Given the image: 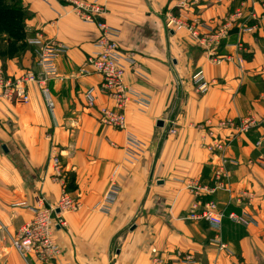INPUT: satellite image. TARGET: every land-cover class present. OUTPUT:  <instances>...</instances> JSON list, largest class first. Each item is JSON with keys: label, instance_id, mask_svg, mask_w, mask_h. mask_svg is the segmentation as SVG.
Returning <instances> with one entry per match:
<instances>
[{"label": "crops", "instance_id": "obj_1", "mask_svg": "<svg viewBox=\"0 0 264 264\" xmlns=\"http://www.w3.org/2000/svg\"><path fill=\"white\" fill-rule=\"evenodd\" d=\"M20 1L31 13L30 38L41 34L61 50L58 76L48 83L52 109L38 85L31 86L29 103L0 104L6 129L0 137L14 138L3 158L0 154V264H33L12 246L33 212L14 206H35L40 197L49 204L59 199L62 187L50 178L48 165L53 149L62 155L64 171L75 176L70 192L81 204L66 214L68 226L55 232L59 263L157 264L156 259L191 258L192 264H264V23L247 19L246 26L238 20L228 38L219 40L214 33L241 0H205L187 10L179 5L188 0H98L106 9L104 21L121 32V50L136 60L125 80L147 100L145 107L129 106L121 130L102 125L84 98L94 89L98 105L108 104L98 93L101 77L81 72L96 51L97 26L59 0ZM254 8L260 15L261 8ZM193 15L205 23L199 33L208 43L168 24L170 16L191 23ZM242 27L255 28L243 32ZM19 71L9 66L10 73ZM199 72L211 84L204 94L192 83ZM251 117L260 122L246 134L233 132L227 141L226 156L233 162L230 192L213 198L229 211L251 215L255 223L244 227L226 220L216 229L204 221H185L194 200L186 182L208 177L218 161L207 149L212 141L207 131L230 137L222 121ZM158 121L164 127H157ZM170 126L177 135L168 133ZM129 135L143 144L135 161L127 155ZM112 181L119 189L117 200L101 213L94 207Z\"/></svg>", "mask_w": 264, "mask_h": 264}, {"label": "built area", "instance_id": "obj_2", "mask_svg": "<svg viewBox=\"0 0 264 264\" xmlns=\"http://www.w3.org/2000/svg\"><path fill=\"white\" fill-rule=\"evenodd\" d=\"M62 3L71 8V10L79 16L84 22L93 23L99 30V36L96 41V51L86 58V62L81 72L83 75H98L101 77V93L107 99V105H98V99L93 91H88L86 101L90 107H99L98 112L101 115L102 124L125 129L127 118L125 112L131 104L147 106V100L134 87L129 85L126 80L127 68L134 67L136 60L131 55L124 53L119 45L120 30L107 25L104 21L105 7L98 0H60ZM205 0H188L180 3V7L187 10L193 5H199ZM252 9L248 10V15L243 8H238L235 13L227 20L221 29L214 33L219 40H226L229 36V28L238 20L244 21L260 20L264 23V0H250ZM261 8V14L257 15L255 6ZM191 23L185 22L182 17L170 16L168 24L175 29L187 28L191 35L199 42L208 43L207 36L201 37L199 31L207 28L205 23L198 15H193ZM255 27H242L243 32L252 31ZM211 31V30H210ZM212 32V31H211ZM210 32V33H211ZM29 43L35 47H39L37 52L38 65L41 70V79L35 73L28 72L18 78L7 76L0 64V100L19 103H29L30 95L28 86L31 83H39L44 85L51 76L56 75V58L60 52V48L52 42H48L41 34H37L29 40ZM208 45V44H207ZM238 62L242 63L241 53L244 51L242 45L237 46ZM220 61H216L219 63ZM41 81V82H40ZM192 83L196 90L201 93H207L211 84L204 78L202 73H196L192 77ZM47 97V103L52 108L53 103L49 99L48 91H44ZM111 103V104H109ZM264 122V115L261 119ZM260 121L254 118L240 119L235 121L227 119L220 123V127L231 129L230 137H223L220 134L209 132V136L213 139L209 145V150L217 158L218 164L214 169V177L210 185H201L197 181L188 182L187 190L195 197L201 198L205 196H215L218 190L225 189L228 185L225 181L229 180L230 174L227 170L228 159L225 157L228 140L236 133H248L254 125ZM171 135H177L175 128L169 129ZM208 144H206L207 146ZM260 145V143H258ZM208 147V146H207ZM127 151L131 158L136 159L142 154L143 147L136 137L129 135L127 137ZM52 166L56 171L53 175L54 180L58 181L61 177L62 166L58 155L52 156ZM119 189L113 182L103 199L96 205L99 211L107 212L110 206L117 199ZM69 192L66 190L64 183L62 184V192L55 204H49L45 198H38L37 204L32 206L26 202L15 205L16 208L31 210L33 217L26 221L19 229L16 237L12 242L13 248L23 257L29 259L33 264H76L72 262L59 263L58 259L61 254L60 247L55 239V232L58 228H66L68 226L66 214L78 210L79 203L75 202ZM187 219L192 222L204 221L220 229L224 220H229L234 224L248 227L255 223V218L246 213H237L229 211L227 205L222 206L217 200H198L190 208ZM159 264H192L191 258L185 260H156Z\"/></svg>", "mask_w": 264, "mask_h": 264}, {"label": "rangeland", "instance_id": "obj_3", "mask_svg": "<svg viewBox=\"0 0 264 264\" xmlns=\"http://www.w3.org/2000/svg\"><path fill=\"white\" fill-rule=\"evenodd\" d=\"M60 1V0H59ZM248 1L249 0H241V2L239 3V6L236 8V10L238 9V8H243L244 9V11L246 12V13H248ZM61 2V1H60ZM62 3V2H61ZM64 4V3H63ZM14 5H18L17 3H15ZM244 23H245V25L247 26V22L246 21H244ZM38 33H35V36L37 35ZM27 35H28V37H27V41H26V43H27V45L28 46H26L24 49H22V50H20V51H18L17 53H15L14 55H12V56H9L8 54H4L5 53V47H6V45L3 43V41H1V39H0V64L2 65V67H3V69H4V72H5V74L7 75V76H10V77H13V78H18V77H20V76H22V75H24V74H26V73H28V72H31V73H35L36 75H37V77H38V80L39 79H41V70H40V67H39V65H38V55H37V52L40 50V48L39 47H35V46H33V45H31L30 43H29V40L30 39H32V38H30L31 36L27 33ZM34 36V37H35ZM33 37V38H34ZM31 49H33V52L31 51ZM9 66L10 67H13L14 66V69H19L20 71H19V73L18 74H14V73H10L9 72ZM58 75H57V72H56V75L55 76H51V77H49V79L45 82V84L44 85H40L39 83H31L29 86H28V93H29V95H30V89H31V86L32 85H38V86H40L41 88H42V94H44V91L45 90H47L48 91V97H49V99H50V89H49V87H48V83H49V81H51V80H53V79H55L56 77H57ZM41 82V81H40ZM90 90H92L93 91V93H94V95L96 96V94H95V91H94V89H89L88 91H90ZM88 91L85 93V95H84V98H85V101H86V95H87V93H88ZM98 93H99V95H101V96H104L105 97V95H103L102 93H101V82H100V85H99V87H98ZM201 94V93H200ZM44 97H45V99L47 100V97L44 95ZM96 98H97V96H96ZM106 98V97H105ZM30 100H31V95H30ZM1 102H3V103H8V104H24V103H19V102H17V101H13V102H7V101H2V100H0V104H2ZM30 102V101H29ZM108 102V101H107ZM27 104V103H26ZM86 104H87V106L89 107V108H92V109H96V111H97V113H98V116H99V122L101 123V121H100V118H101V115H100V113L98 112V108L99 107H90L89 105H88V103H87V101H86ZM106 105V104H105ZM104 105V106H105ZM48 106V105H47ZM49 107V106H48ZM50 108V107H49ZM52 108H53V106H52ZM52 108H50V109H52ZM129 108V107H128ZM126 113H127V110H126V112H125V116H126ZM127 118V117H126ZM240 120V119H239ZM239 120H235V121H239ZM102 124V123H101ZM5 123H2L1 121H0V131H2V130H4L5 132H6V129L4 128L5 126ZM102 125H104V124H102ZM104 126H107V125H104ZM108 127H111V126H108ZM111 128H114V129H119V128H115V127H111ZM170 128H173V127H171L170 126ZM169 128V129H170ZM169 129H168V133L170 134V131H169ZM121 130H125V129H121ZM210 131H214V129L212 128V129H210V130H208L207 131V136L211 139V140H213L210 136H209V132ZM214 133H216L215 131H214ZM13 137H9V136H2V137H0V154L2 155L1 157L3 158V155L5 154V151L3 150V146L5 145V146H7L8 148V150H10L9 148V143H11V144H13ZM213 141H211V143H212ZM258 143H260V142H258ZM258 143H257V145H258ZM209 145H210V143L207 145L208 147H207V149H208V151L211 153V151L209 150ZM142 147H143V144H142ZM226 150H227V148H226ZM143 152V151H142ZM54 154H56V155H58V159L60 160V163H61V166H62V170H61V177L59 178V180L58 181H56V180H54V178H53V175H56V171H55V169L53 168V166H52V163H53V158H52V156L54 155ZM214 153H211V155H213ZM127 155H128V158L130 159V160H133V161H135V160H138L140 157H141V155L142 154H140V156L138 157V158H136V159H133V158H131L130 156H129V154L127 153ZM214 156V155H213ZM225 157L228 159V164H227V170H228V172H229V174H231V172H230V170H229V168H230V165L233 163L227 156H226V152H225ZM219 162L218 161H216V163L213 165V167H212V178L214 177V169H215V166L218 164ZM21 164L22 163H20V164H18V166H21ZM48 165L49 166H51V170H52V175L50 176V178L53 180V181H55V182H57V183H59L60 185H61V187H62V184L64 183V185H65V188H66V190L69 192V194H70V196L74 199V200H76L75 202L76 203H79V207L81 208V204H80V202H79V200L78 199H76L75 197H73L72 196V194H71V192H70V188H68V186H67V180L69 179V178H71V176L73 175V174H71V173H66L65 171H64V166H63V161H62V155L56 150V149H53L51 152H50V154H49V162H48ZM219 165V164H218ZM18 168H20V167H18ZM18 171V170H17ZM203 177V176H202ZM207 178V177H206ZM206 178H204V179H206ZM212 180V179H211ZM192 181H197V182H199L201 185H210V186H212L211 185V181L209 182L208 180H203L202 178H191V179H189V181H187L186 182V184H185V188L187 187V184H188V182H192ZM114 181H112L110 184H112ZM228 185L226 186V188L225 189H222V190H218L217 192H216V194H215V196L218 194V192H220V191H223V190H225V191H229L230 192V189H229V186H232V178H231V175H230V178H229V180H227V181H225ZM111 186V185H110ZM110 188V187H109ZM187 189V188H186ZM109 190V189H108ZM188 191V190H187ZM108 192V191H107ZM189 192V191H188ZM190 193V192H189ZM107 194V193H106ZM191 194V193H190ZM192 195V197L194 198V200H193V202L191 203V205L189 206V209L187 210V212H186V215H185V217H183V219L185 220V221H187V222H192V221H189V220H186L188 217H187V215L189 214V212H190V208H191V206L196 202V201H198V200H204V201H207V200H215L214 198H213V195L212 196H203V197H201V198H198V197H195L193 194H191ZM106 196V195H105ZM118 197V196H117ZM105 198V197H104ZM117 200V199H116ZM103 201V200H102ZM116 202V201H115ZM55 204V203H54ZM113 205H111L110 206V209L107 211V212H105V211H99L97 208H96V205H95V207H94V209H96V210H98L99 212H101V213H108L110 210H111V207H112ZM79 208V209H80ZM78 209V210H79ZM78 210H76V211H78ZM228 210H229V208H228ZM76 211H73V212H76ZM70 213H72V212H70ZM68 214V213H67ZM228 220V219H227ZM224 221H226V220H224ZM229 221V220H228ZM231 222V221H230ZM193 223V222H192ZM232 223V222H231ZM242 226V225H241ZM245 227V226H244ZM215 228V227H214ZM217 229V228H216ZM157 260V259H156ZM156 263L157 264H159L157 261H156ZM192 263H194V262H192Z\"/></svg>", "mask_w": 264, "mask_h": 264}, {"label": "trees", "instance_id": "obj_4", "mask_svg": "<svg viewBox=\"0 0 264 264\" xmlns=\"http://www.w3.org/2000/svg\"><path fill=\"white\" fill-rule=\"evenodd\" d=\"M15 3L18 5H14ZM30 16V11L21 4L20 0H0V39L6 45L4 54L12 56L28 46L26 23ZM31 51L33 52V49ZM204 178L206 176L202 179L212 182V170L209 176ZM67 186L70 189L75 187L74 175L67 180Z\"/></svg>", "mask_w": 264, "mask_h": 264}, {"label": "water", "instance_id": "obj_5", "mask_svg": "<svg viewBox=\"0 0 264 264\" xmlns=\"http://www.w3.org/2000/svg\"><path fill=\"white\" fill-rule=\"evenodd\" d=\"M157 127H159V128L164 127V122H163V121H158V123H157ZM3 150H4L5 152L8 151V150H7V147H6L5 145L3 146Z\"/></svg>", "mask_w": 264, "mask_h": 264}]
</instances>
